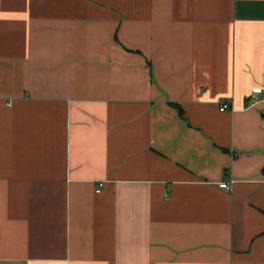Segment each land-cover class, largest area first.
Listing matches in <instances>:
<instances>
[{
  "label": "crops",
  "instance_id": "1",
  "mask_svg": "<svg viewBox=\"0 0 264 264\" xmlns=\"http://www.w3.org/2000/svg\"><path fill=\"white\" fill-rule=\"evenodd\" d=\"M0 264H264V0H0Z\"/></svg>",
  "mask_w": 264,
  "mask_h": 264
},
{
  "label": "built area",
  "instance_id": "2",
  "mask_svg": "<svg viewBox=\"0 0 264 264\" xmlns=\"http://www.w3.org/2000/svg\"><path fill=\"white\" fill-rule=\"evenodd\" d=\"M257 93H258V91H255L254 93H252L250 95L251 106H254L255 104H257V103L262 101ZM229 108H230V105L227 104V103H224V104H222L221 111H226ZM232 183H235V182L232 181ZM220 187L222 189H226V190H230L231 189V185L229 183H225V182L221 183ZM98 192H100V190Z\"/></svg>",
  "mask_w": 264,
  "mask_h": 264
},
{
  "label": "trees",
  "instance_id": "3",
  "mask_svg": "<svg viewBox=\"0 0 264 264\" xmlns=\"http://www.w3.org/2000/svg\"><path fill=\"white\" fill-rule=\"evenodd\" d=\"M181 113L183 114V110L180 108Z\"/></svg>",
  "mask_w": 264,
  "mask_h": 264
}]
</instances>
